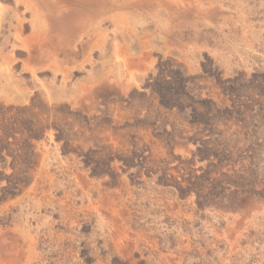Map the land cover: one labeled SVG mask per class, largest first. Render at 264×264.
<instances>
[{
    "label": "rangeland",
    "instance_id": "1",
    "mask_svg": "<svg viewBox=\"0 0 264 264\" xmlns=\"http://www.w3.org/2000/svg\"><path fill=\"white\" fill-rule=\"evenodd\" d=\"M121 1L0 0V264H264V0Z\"/></svg>",
    "mask_w": 264,
    "mask_h": 264
},
{
    "label": "bare ground",
    "instance_id": "2",
    "mask_svg": "<svg viewBox=\"0 0 264 264\" xmlns=\"http://www.w3.org/2000/svg\"><path fill=\"white\" fill-rule=\"evenodd\" d=\"M142 1H144V0H137L136 2L135 1L133 2L131 0H123L121 2H122V5H124L125 7L137 8V7H139L142 4ZM162 2H163L162 0L161 1L160 0H146L144 4H145V6L153 5L154 7H156V6H160ZM36 23L39 26H41V25H43V20L38 16L36 18Z\"/></svg>",
    "mask_w": 264,
    "mask_h": 264
},
{
    "label": "built area",
    "instance_id": "3",
    "mask_svg": "<svg viewBox=\"0 0 264 264\" xmlns=\"http://www.w3.org/2000/svg\"><path fill=\"white\" fill-rule=\"evenodd\" d=\"M49 144H51L52 147L51 146H48L44 142H42L41 147L44 149L43 151H45V154H43L42 157L47 156V154L49 153V149L50 148L52 149L53 152H55V151H58L59 152V150H57L58 149V146L54 142L51 141Z\"/></svg>",
    "mask_w": 264,
    "mask_h": 264
},
{
    "label": "crops",
    "instance_id": "4",
    "mask_svg": "<svg viewBox=\"0 0 264 264\" xmlns=\"http://www.w3.org/2000/svg\"><path fill=\"white\" fill-rule=\"evenodd\" d=\"M37 213V212H36ZM2 245H0V248H1ZM9 263V262H8Z\"/></svg>",
    "mask_w": 264,
    "mask_h": 264
}]
</instances>
